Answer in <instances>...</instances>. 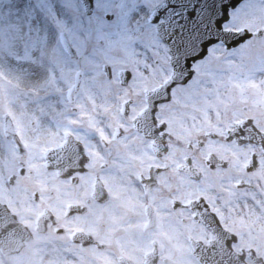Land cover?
<instances>
[{"label":"snow or ice","instance_id":"6c2138e0","mask_svg":"<svg viewBox=\"0 0 264 264\" xmlns=\"http://www.w3.org/2000/svg\"><path fill=\"white\" fill-rule=\"evenodd\" d=\"M0 264H264V0H0Z\"/></svg>","mask_w":264,"mask_h":264}]
</instances>
